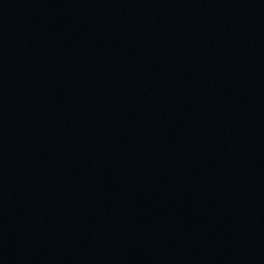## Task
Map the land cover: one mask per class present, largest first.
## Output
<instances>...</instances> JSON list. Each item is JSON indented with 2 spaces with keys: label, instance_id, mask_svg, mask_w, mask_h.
<instances>
[{
  "label": "water",
  "instance_id": "1",
  "mask_svg": "<svg viewBox=\"0 0 264 264\" xmlns=\"http://www.w3.org/2000/svg\"><path fill=\"white\" fill-rule=\"evenodd\" d=\"M0 264H264V0H0Z\"/></svg>",
  "mask_w": 264,
  "mask_h": 264
}]
</instances>
